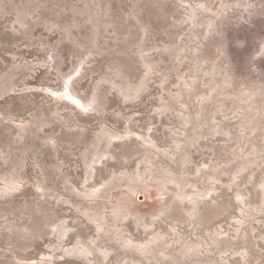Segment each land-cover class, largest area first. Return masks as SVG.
<instances>
[{"label": "rangeland", "instance_id": "obj_1", "mask_svg": "<svg viewBox=\"0 0 264 264\" xmlns=\"http://www.w3.org/2000/svg\"><path fill=\"white\" fill-rule=\"evenodd\" d=\"M0 264H264V0H0Z\"/></svg>", "mask_w": 264, "mask_h": 264}]
</instances>
